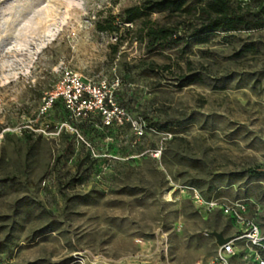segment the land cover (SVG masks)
Instances as JSON below:
<instances>
[{
	"label": "rangeland",
	"instance_id": "374dc122",
	"mask_svg": "<svg viewBox=\"0 0 264 264\" xmlns=\"http://www.w3.org/2000/svg\"><path fill=\"white\" fill-rule=\"evenodd\" d=\"M143 1L0 0V264H207L236 229L193 189L264 226V23L153 47L142 20L97 30ZM65 69L117 77L129 121L42 113Z\"/></svg>",
	"mask_w": 264,
	"mask_h": 264
},
{
	"label": "built area",
	"instance_id": "2783aa9c",
	"mask_svg": "<svg viewBox=\"0 0 264 264\" xmlns=\"http://www.w3.org/2000/svg\"><path fill=\"white\" fill-rule=\"evenodd\" d=\"M238 1L242 4L247 2ZM118 84L117 77L110 83L103 80L95 84L65 69L54 87L45 94L41 112L47 111L60 99L71 121L85 120L92 114H98L104 126L128 122L129 118L124 109L115 101V87ZM188 196L198 210L219 211L232 221L236 229L232 235L221 233L224 238L221 244H217L214 235L217 250L207 264H232L231 259L235 256H240L243 264H264V226L259 224L254 216L249 215L246 202L205 199L194 189L188 191Z\"/></svg>",
	"mask_w": 264,
	"mask_h": 264
},
{
	"label": "trees",
	"instance_id": "16d2710c",
	"mask_svg": "<svg viewBox=\"0 0 264 264\" xmlns=\"http://www.w3.org/2000/svg\"><path fill=\"white\" fill-rule=\"evenodd\" d=\"M164 11L177 12L185 18L174 25H161L149 19L152 13ZM263 16L264 0H247L243 4L238 0H198L194 5H189L188 0H144L139 5L124 8L119 21L109 16L98 22L96 28L102 32H118L125 24L134 25L136 21L142 20L141 39L153 47L220 30L230 32L262 26ZM181 25L183 28H180ZM56 104L62 106L66 113L60 99L53 105ZM91 117L81 120L82 124L90 123Z\"/></svg>",
	"mask_w": 264,
	"mask_h": 264
},
{
	"label": "crops",
	"instance_id": "0c3cea01",
	"mask_svg": "<svg viewBox=\"0 0 264 264\" xmlns=\"http://www.w3.org/2000/svg\"><path fill=\"white\" fill-rule=\"evenodd\" d=\"M231 262L232 264H243L241 259H240V256H235L231 259Z\"/></svg>",
	"mask_w": 264,
	"mask_h": 264
},
{
	"label": "water",
	"instance_id": "95a60500",
	"mask_svg": "<svg viewBox=\"0 0 264 264\" xmlns=\"http://www.w3.org/2000/svg\"><path fill=\"white\" fill-rule=\"evenodd\" d=\"M217 238V244H221L224 241V238L221 233H214Z\"/></svg>",
	"mask_w": 264,
	"mask_h": 264
}]
</instances>
